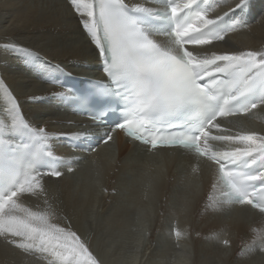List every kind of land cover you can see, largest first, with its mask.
Here are the masks:
<instances>
[{"label":"snow or ice","instance_id":"1","mask_svg":"<svg viewBox=\"0 0 264 264\" xmlns=\"http://www.w3.org/2000/svg\"><path fill=\"white\" fill-rule=\"evenodd\" d=\"M79 17L85 38L99 52L106 80L86 79L78 87L60 63L14 42L0 45L16 54L41 82L56 87L51 94L65 109L90 118L101 131L49 132L24 115L18 98L0 77V240L23 257L46 264H102L81 236L53 223L44 177L59 179L75 169V161L56 156L54 142L65 139L73 151L91 153L108 145L113 134L145 151L177 149L214 166L206 208L228 216L237 207L264 217V133L239 128L229 118L248 117L264 107V49L210 51L204 46L225 41L231 32L248 28L253 0H68ZM264 19V15L260 17ZM161 37L162 39H157ZM33 104L46 97L30 95ZM113 119H109V117ZM41 198L45 208L23 203ZM186 199L181 211L187 212ZM238 253L264 254V228ZM179 241L187 231L172 230ZM218 264H225L230 241ZM190 259V252L183 253Z\"/></svg>","mask_w":264,"mask_h":264},{"label":"bare ground","instance_id":"2","mask_svg":"<svg viewBox=\"0 0 264 264\" xmlns=\"http://www.w3.org/2000/svg\"><path fill=\"white\" fill-rule=\"evenodd\" d=\"M235 2L228 0L227 6L217 8L212 15L222 14ZM262 15L264 0H253L250 27L204 47L216 52L264 49ZM9 42L39 53L45 62L60 63L81 85L89 78L104 80L99 52L85 38L68 0H0V45ZM0 77L18 98L26 118L46 124L49 132L101 131L87 116L60 105L51 96L59 89L41 82L16 54L2 47ZM30 95L46 99L33 104L26 99ZM229 119L241 129L264 133V107L248 117ZM54 152L64 159H81L74 162L73 172L64 168L59 179L44 177L56 213L52 222L68 227L70 221L72 230L102 264H218L224 249L216 236L230 241L225 264H264V254L238 256L251 243V229L264 228V217L239 207L228 216L206 208L209 195H214V166L209 162L201 160L199 171L193 173L197 161L190 154L177 149L145 151L143 145L126 139L120 131L108 145L99 144L91 153L73 151L63 138L54 142ZM22 199L34 210L45 208L43 197ZM186 199L190 204L183 212ZM174 228L188 233L179 241L180 247L171 235ZM186 249L190 259L183 255ZM125 258L129 261L122 263ZM0 264L46 261L23 257L18 249L0 240Z\"/></svg>","mask_w":264,"mask_h":264},{"label":"rangeland","instance_id":"3","mask_svg":"<svg viewBox=\"0 0 264 264\" xmlns=\"http://www.w3.org/2000/svg\"><path fill=\"white\" fill-rule=\"evenodd\" d=\"M256 22H257V21H256ZM128 259H129V258H127V261H129ZM125 260H126V258L122 261V263H123ZM127 261H125V262H127Z\"/></svg>","mask_w":264,"mask_h":264}]
</instances>
